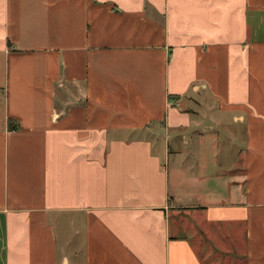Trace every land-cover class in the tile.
<instances>
[{
    "label": "crops",
    "instance_id": "0c3cea01",
    "mask_svg": "<svg viewBox=\"0 0 264 264\" xmlns=\"http://www.w3.org/2000/svg\"><path fill=\"white\" fill-rule=\"evenodd\" d=\"M0 264H264V0H0Z\"/></svg>",
    "mask_w": 264,
    "mask_h": 264
},
{
    "label": "rangeland",
    "instance_id": "374dc122",
    "mask_svg": "<svg viewBox=\"0 0 264 264\" xmlns=\"http://www.w3.org/2000/svg\"><path fill=\"white\" fill-rule=\"evenodd\" d=\"M172 163V162H171ZM171 165V164H170Z\"/></svg>",
    "mask_w": 264,
    "mask_h": 264
}]
</instances>
